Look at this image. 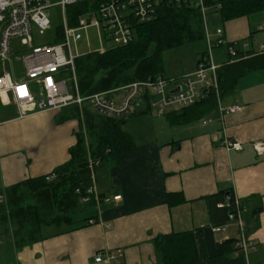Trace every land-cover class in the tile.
I'll return each instance as SVG.
<instances>
[{
    "label": "crops",
    "instance_id": "crops-1",
    "mask_svg": "<svg viewBox=\"0 0 264 264\" xmlns=\"http://www.w3.org/2000/svg\"><path fill=\"white\" fill-rule=\"evenodd\" d=\"M263 12L227 21L215 12L218 17L210 19L218 22L228 42L246 43L247 50L257 51L263 40ZM202 42L204 49L188 69L168 76L179 77L194 69L198 55L206 49L205 39ZM212 55L219 65L229 60L224 46L212 50ZM30 85L38 87L34 81ZM220 102L238 105L240 110L220 117L216 107L210 113L213 120L205 125L201 119L171 125L165 114L151 108L146 114L128 116L124 129L135 147L96 169V188L102 200L95 205V222L75 229L47 226L41 240L21 248L0 231V264H153L158 259L153 238L210 224L205 197L219 191L231 192L244 206L246 234L255 249L246 255L233 250L194 264H264V152L254 147L264 142V68L240 77ZM135 107H143L141 100ZM64 108L39 106L20 116L9 95L0 96V193L68 159L78 121L68 118L70 108ZM225 138L239 141L241 149L227 150ZM168 193H180L185 202L168 206ZM252 212L255 219L247 222ZM214 237L217 241L237 239L236 225L229 223ZM107 251L115 254L109 263L94 260L99 252Z\"/></svg>",
    "mask_w": 264,
    "mask_h": 264
},
{
    "label": "trees",
    "instance_id": "trees-1",
    "mask_svg": "<svg viewBox=\"0 0 264 264\" xmlns=\"http://www.w3.org/2000/svg\"><path fill=\"white\" fill-rule=\"evenodd\" d=\"M105 0H77L65 8L70 26H75L81 15L96 9ZM207 11L218 12L222 21L249 16L264 11V0H203ZM133 39L125 45H113L102 52L90 51L74 59L78 93L85 97L96 92L110 91L136 81L163 75V53L182 45L202 41L205 36L200 7L189 1L160 0L154 16L143 22L131 21ZM62 38L61 25L56 28L54 42ZM205 51L198 55L202 56ZM264 68V51L237 49L235 59L221 63L217 69L218 93L221 98L231 91L247 72ZM142 108L134 107L131 115L146 114L150 97L141 99ZM217 107L214 92L191 106L165 114L169 124L191 123L213 112ZM70 108V116L78 119L75 142L68 148V159L50 172L16 182L0 193V231L12 237L16 248L41 240L47 226L65 225L75 229L89 219L96 218L94 197L88 195L91 185L88 156L82 136L79 111ZM83 124L89 138L90 158L103 162L118 153L135 147L132 136L124 129L126 119L97 114L83 106ZM54 174L53 179H48ZM77 190L79 192H77ZM99 197L101 195L99 194ZM227 197V198H226ZM211 223L192 230L171 231L153 238L158 259L153 264H194L202 260L229 255L235 239L215 240L212 227L227 222L229 207H219L232 200L231 192L219 191L206 196ZM168 206L185 202L180 193H168ZM256 213V211H254ZM81 215V217H77ZM255 219L252 212L247 222ZM246 222V223H247Z\"/></svg>",
    "mask_w": 264,
    "mask_h": 264
},
{
    "label": "built area",
    "instance_id": "built-area-1",
    "mask_svg": "<svg viewBox=\"0 0 264 264\" xmlns=\"http://www.w3.org/2000/svg\"><path fill=\"white\" fill-rule=\"evenodd\" d=\"M77 0H0V96L9 95L10 100L16 106L20 116L28 110L38 108L58 110L60 108L76 105L79 113L83 106L87 105L91 110L102 116L111 118H127L136 104L145 96L150 97V108L159 115L191 106L203 100L208 94L214 92L217 97V110L219 116L235 113L240 110L238 105H222L218 93L217 69L219 64L215 62L212 50L224 46L229 55V61L235 59L237 49L246 51L248 44L228 42L221 28H216L213 35L209 34L205 25V53L197 58L196 65L191 71L179 76L157 75L145 81H136L110 91L96 92L88 96H81L77 90V80L74 68V59L78 54L73 53V46L82 39V31L88 27L96 26L102 42L112 41L114 45H125L134 36L131 21H148L154 16L157 4L160 0H105L96 9H92L81 15L75 26H70L65 8ZM173 2L189 1L200 7L203 19L207 8L203 0H169ZM58 5L62 13L63 22L62 38L58 42L44 45H35L32 36L34 25L40 33L50 26L47 8ZM262 43L257 51H264V27L262 28ZM13 40H18L20 46L26 48L22 55L23 76H18L12 64L14 53ZM105 48L98 50L104 51ZM19 58V57H18ZM31 81L38 87H32ZM119 93V94H118ZM117 94V96H115ZM40 96V99L37 98ZM209 114L201 118L205 125L211 122ZM223 144L227 150H240L241 143L230 138H225ZM255 149L263 153L264 142H256ZM97 162L88 158L91 185L87 188L88 195L82 196V203L94 197L95 205L102 200L96 188L95 165ZM54 174L48 176L53 179ZM77 192H79L77 190ZM113 200L119 196H113ZM108 201L109 198H104ZM219 207H229L227 222L212 227L214 233H223L229 223H234L238 230V237L233 243L236 254H248L255 249V242L246 234L243 218L244 206L240 200L233 197L225 199L218 204ZM95 219H89L92 224ZM118 255H121L118 251ZM115 254L112 252L98 253L94 260L109 263Z\"/></svg>",
    "mask_w": 264,
    "mask_h": 264
},
{
    "label": "rangeland",
    "instance_id": "rangeland-1",
    "mask_svg": "<svg viewBox=\"0 0 264 264\" xmlns=\"http://www.w3.org/2000/svg\"><path fill=\"white\" fill-rule=\"evenodd\" d=\"M47 14L50 20V26L47 30H45L43 33H40L34 25L32 26V36H33V41L35 45H44L48 43H53L55 40V35H56V28L60 26L63 22L62 13L58 5H52L48 7ZM212 16L215 21V18L218 17V14L213 11H207L204 16L207 21L209 34L211 35L215 32L217 26L219 25L218 22L216 24L211 21L210 18ZM82 36H83L82 39L78 41L77 45L73 46V53H76L78 55L84 54L90 51H98L101 48L107 49L114 45L112 41H106V42L101 41V38L99 37V32L96 26H91V27H88L86 30H83ZM246 41L249 42L248 40ZM12 45L15 48L14 53L16 52V55L12 57L13 62L11 65L8 64V67L13 69L18 76H23V67H22L21 61L19 60L20 58H22V55L26 53L27 50L25 47L20 46L18 40H13ZM202 49H204V43L202 41H196V42L182 45L177 48L166 50L162 56L164 75L168 76V75H173L175 73L186 71L188 67L190 66L191 62L193 61L194 57ZM70 115L71 114H68L67 117L78 121L76 117H72ZM79 118H80L81 127H82L81 128L82 136H83L85 147L87 150V156L89 158L90 157L89 156L90 155L89 138H88L86 129L84 128V126H82L83 113H79ZM128 129L132 131L133 128L129 126ZM77 217H81V215H77ZM216 236L217 238H220V234H217Z\"/></svg>",
    "mask_w": 264,
    "mask_h": 264
},
{
    "label": "bare ground",
    "instance_id": "bare-ground-1",
    "mask_svg": "<svg viewBox=\"0 0 264 264\" xmlns=\"http://www.w3.org/2000/svg\"><path fill=\"white\" fill-rule=\"evenodd\" d=\"M204 20V19H203Z\"/></svg>",
    "mask_w": 264,
    "mask_h": 264
},
{
    "label": "water",
    "instance_id": "water-1",
    "mask_svg": "<svg viewBox=\"0 0 264 264\" xmlns=\"http://www.w3.org/2000/svg\"><path fill=\"white\" fill-rule=\"evenodd\" d=\"M227 198V197H226Z\"/></svg>",
    "mask_w": 264,
    "mask_h": 264
}]
</instances>
